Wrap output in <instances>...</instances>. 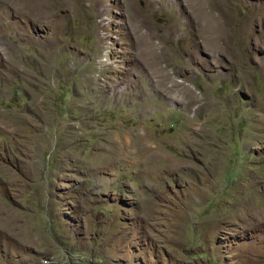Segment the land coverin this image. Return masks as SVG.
<instances>
[{"label":"rangeland","instance_id":"374dc122","mask_svg":"<svg viewBox=\"0 0 264 264\" xmlns=\"http://www.w3.org/2000/svg\"><path fill=\"white\" fill-rule=\"evenodd\" d=\"M37 1H0V264H264V0L213 34L198 0Z\"/></svg>","mask_w":264,"mask_h":264},{"label":"bare ground","instance_id":"6f19581e","mask_svg":"<svg viewBox=\"0 0 264 264\" xmlns=\"http://www.w3.org/2000/svg\"><path fill=\"white\" fill-rule=\"evenodd\" d=\"M0 1H2V0H0ZM26 1V0H25ZM34 1V0H33ZM45 1V2H44ZM22 2H23V0H22ZM198 3H199V5H200V7H202V9L201 10H203V12H204V14H202V15H204V16H202V18H201V21L199 22V23H197V25H199V29H200V31L203 33V32H207L208 30H210L212 33H210V34H213V29H214V27H215V29H217L216 27H219V26H221V28H223L224 26H226V23H228V22H225V20H224V17H223V8H224V6H223V4L219 1V0H198ZM197 4V3H196ZM195 4V5H196ZM29 5V4H28ZM28 5H25V4H21V2L19 3V8H21L22 10H24L25 8H27V6ZM193 6V5H192ZM192 8V7H191ZM196 8V7H195ZM199 8V7H198ZM41 9H42V11L43 10H47L48 11V9H49V0H41V1H37V3H36V12L37 13H39L40 11H41ZM197 10V9H196ZM21 13V12H20ZM197 13H199L198 11H197ZM27 15V14H26ZM30 15V14H29ZM26 17V16H25ZM217 21V23H214V22H216ZM219 25V26H218ZM228 26V25H227ZM226 26V27H227ZM212 27H213V29H212ZM227 29V28H226ZM218 30V29H217ZM224 30H225V28H224ZM209 31V32H210ZM227 31V30H226ZM217 32H219V31H217ZM228 32V31H227ZM208 33V32H207ZM227 35H228V33H226ZM203 35V34H202ZM216 36L214 37V35H213V37L214 38H216L217 39V41H221L220 39H221V33L220 34H218L217 35V33L215 34ZM223 35H224V32H223ZM209 37H212L211 35L209 36ZM225 38V37H224ZM228 38H229V36H228ZM206 39H208V38H206ZM210 39V38H209ZM222 39H223V37H222ZM226 39V38H225ZM214 40V39H213ZM212 39H210V41L212 42L213 41ZM228 40V39H227ZM215 41V40H214ZM221 44V43H220ZM162 68V67H161ZM160 68V69H161ZM165 69V68H164ZM159 70V69H158ZM157 70V71H158ZM159 72H160V75H159ZM158 74L156 75V77L158 78V83L161 85V83H169V82H171V85H173V86H176L177 85V83H174V80L173 79H171V77L170 76H168L167 74H164L163 72H161L160 70L157 72ZM160 88V87H159ZM158 90H160V89H158ZM161 92V91H160ZM187 93L189 94L190 93V91H187ZM190 99V103H193L194 101H195V98L194 97H191V98H189Z\"/></svg>","mask_w":264,"mask_h":264},{"label":"built area","instance_id":"2783aa9c","mask_svg":"<svg viewBox=\"0 0 264 264\" xmlns=\"http://www.w3.org/2000/svg\"><path fill=\"white\" fill-rule=\"evenodd\" d=\"M21 264H88L83 254L73 249H60L57 254L27 259Z\"/></svg>","mask_w":264,"mask_h":264}]
</instances>
